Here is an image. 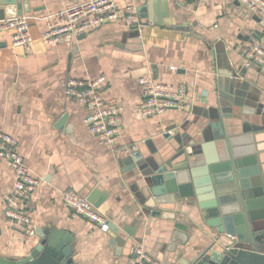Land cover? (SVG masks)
I'll use <instances>...</instances> for the list:
<instances>
[{
    "label": "crops",
    "instance_id": "1",
    "mask_svg": "<svg viewBox=\"0 0 264 264\" xmlns=\"http://www.w3.org/2000/svg\"><path fill=\"white\" fill-rule=\"evenodd\" d=\"M86 1L90 0H29V14L34 17L30 49L13 46L12 33L0 31V130L17 137L31 173L41 179L31 203L30 234L6 217L14 171L8 161H0V254L26 255L40 241L38 232L50 227L73 234L77 264H132L133 248L111 235L110 227L102 231L90 221L72 217L63 193L73 188L87 197L97 192V208L110 225L121 228L118 237L128 240L131 236L123 230L128 228L133 246L142 244L174 264L167 246L175 221L199 220L201 213L194 204L179 201L177 220H153L147 215L133 188L136 169L124 162L128 155H117L90 132L86 110L66 95V82L71 77H103L102 95L123 106L118 145L137 143L135 152L148 153L146 141L159 147L167 133L184 134L182 127L190 122L192 131H201L202 112L219 107V66L242 67L244 74L236 81L259 90L264 102V66H246L241 54L244 47L264 46V18L237 0H115L122 7H136L140 36H135V25L116 21L76 39L47 43L43 18ZM146 75L187 87L186 109L141 115L143 91L138 79ZM245 94L252 95L250 90ZM261 101L255 102V109ZM247 109L250 113L241 114L242 109L234 108L232 134L244 138V147L255 144L264 158L262 115ZM192 237L193 245L213 243L207 232Z\"/></svg>",
    "mask_w": 264,
    "mask_h": 264
},
{
    "label": "water",
    "instance_id": "2",
    "mask_svg": "<svg viewBox=\"0 0 264 264\" xmlns=\"http://www.w3.org/2000/svg\"><path fill=\"white\" fill-rule=\"evenodd\" d=\"M31 11L29 0H0V19ZM132 29L140 36L138 25ZM217 73L219 107L202 112L205 122L201 131H192L190 122L182 127L184 134L167 133L159 147L146 141L148 153L136 151L124 162L136 169L133 175L138 180L133 188L153 220H177L175 206L179 201L194 204L201 213L199 220L190 216L189 223L175 221L167 246L174 264H264L263 151L249 141L247 147L242 146L244 138L231 130L236 119L234 108L242 109L241 114L250 113L247 108L255 109L261 92L236 81L244 74L242 67L219 66ZM246 90L252 95H246ZM261 102L255 110L262 115L259 128L264 130ZM96 193L88 199L99 207ZM110 229L118 241H127L133 248L134 235L128 228H123L131 236L128 240L118 237L119 226L112 223ZM204 232L211 235L213 243L193 245L192 233ZM38 236L40 241L26 255L0 254V264H77L71 232L47 227Z\"/></svg>",
    "mask_w": 264,
    "mask_h": 264
},
{
    "label": "built area",
    "instance_id": "3",
    "mask_svg": "<svg viewBox=\"0 0 264 264\" xmlns=\"http://www.w3.org/2000/svg\"><path fill=\"white\" fill-rule=\"evenodd\" d=\"M252 13L264 18V0H237ZM34 18L29 13L0 19V31L12 33L15 47L30 49L33 37L30 21ZM46 30L44 39L49 44H56L67 39H76L81 35L109 22L120 21L138 25L140 20L134 5L120 6L115 0H90L45 16ZM244 64L264 66V46L255 44L244 47L241 51ZM175 69V67H172ZM103 77L82 79L71 77L65 85V93L86 110L85 123L90 132L117 155L133 154L137 143L118 145L122 129L123 106L114 100L105 98L100 86ZM142 87L143 100L138 110L144 116H159L169 111L186 109L188 89L184 85L161 82L146 75L138 79ZM0 161H8L14 171V184L5 200L6 217L19 223L22 229L33 233L30 215L31 203L38 190L41 179L31 173L25 155L20 150L17 137L0 130ZM65 203L71 209L74 218L90 221L102 231H108L110 224L87 196L69 188L63 193ZM132 264H168L156 256L144 245L133 246Z\"/></svg>",
    "mask_w": 264,
    "mask_h": 264
}]
</instances>
